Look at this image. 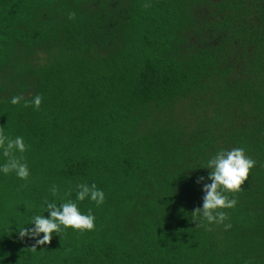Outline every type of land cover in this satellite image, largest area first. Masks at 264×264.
I'll return each instance as SVG.
<instances>
[{
	"label": "trees",
	"instance_id": "obj_1",
	"mask_svg": "<svg viewBox=\"0 0 264 264\" xmlns=\"http://www.w3.org/2000/svg\"><path fill=\"white\" fill-rule=\"evenodd\" d=\"M0 130L30 171L0 175V264H264V0H0ZM232 147L256 163L206 231L195 181ZM77 183L94 229L30 251L15 227Z\"/></svg>",
	"mask_w": 264,
	"mask_h": 264
},
{
	"label": "clouds",
	"instance_id": "obj_2",
	"mask_svg": "<svg viewBox=\"0 0 264 264\" xmlns=\"http://www.w3.org/2000/svg\"><path fill=\"white\" fill-rule=\"evenodd\" d=\"M71 13L69 17L71 18ZM24 100V107L38 109L42 97L37 94L30 100H25L20 95H14L9 103L17 105ZM26 144L22 136L14 138L6 135L0 130V156L5 159L0 164V175L14 173L20 180H28L30 171L28 164L23 162V156H15L14 153H24ZM255 160L248 156L243 147L221 148L212 154L200 169H206V176H198L196 183L200 185L202 192L201 206L194 209L192 220L197 226H203L210 230V225H222L224 230L232 227L227 222L228 213L223 209H232L236 206L237 200L230 198L229 193L240 190L241 185L247 179L249 170L255 165ZM58 189L53 185L50 189L52 196H56ZM87 199L94 202L96 206L104 202L105 194L95 183H77L75 185V197L62 199L59 203L44 199L41 211L30 216L24 226L17 225L18 238L28 237L33 239L35 244L29 248L35 251L37 245H47L53 235H58L67 229L74 231H91L95 227V215L91 208L82 211L80 202ZM45 213L47 215L45 216ZM28 226V227H26ZM41 234H43L41 236Z\"/></svg>",
	"mask_w": 264,
	"mask_h": 264
}]
</instances>
